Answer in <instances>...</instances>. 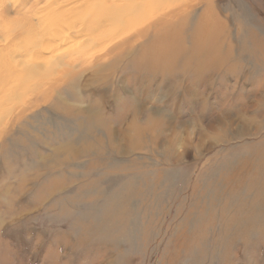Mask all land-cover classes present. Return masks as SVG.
<instances>
[{
  "label": "rangeland",
  "instance_id": "rangeland-1",
  "mask_svg": "<svg viewBox=\"0 0 264 264\" xmlns=\"http://www.w3.org/2000/svg\"><path fill=\"white\" fill-rule=\"evenodd\" d=\"M182 1L70 32L1 119L0 264H264V0Z\"/></svg>",
  "mask_w": 264,
  "mask_h": 264
},
{
  "label": "bare ground",
  "instance_id": "bare-ground-1",
  "mask_svg": "<svg viewBox=\"0 0 264 264\" xmlns=\"http://www.w3.org/2000/svg\"><path fill=\"white\" fill-rule=\"evenodd\" d=\"M0 2L3 4L4 0ZM45 3L48 6L41 10L31 9L28 15H22L24 12L10 15L9 9L3 5L0 10V123L2 118H12L16 104H20L27 94L34 93L29 84L31 81L46 77V74L51 76L56 67L64 64V60L60 62L57 57L70 48L68 42H64L70 32L82 34L85 31L87 40L91 41L103 37L106 32L120 37L127 35L133 27H146L149 10L156 9L152 12H157L167 8L163 19H156L152 24L155 31L160 24L182 16L179 7H184V2L178 0H47ZM71 17H74L72 22L69 21ZM206 17L211 18L210 22L204 21ZM77 18L80 20L75 25ZM206 23H211L214 28ZM200 25H207L212 32H217L215 36L224 31L209 6L201 12ZM145 35L142 29L136 33L135 39L140 40ZM112 44L121 48L116 41Z\"/></svg>",
  "mask_w": 264,
  "mask_h": 264
}]
</instances>
